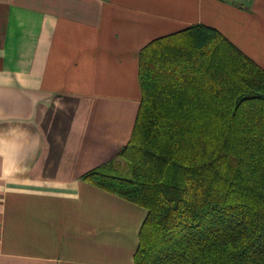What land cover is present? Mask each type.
Segmentation results:
<instances>
[{"label": "crops", "instance_id": "1", "mask_svg": "<svg viewBox=\"0 0 264 264\" xmlns=\"http://www.w3.org/2000/svg\"><path fill=\"white\" fill-rule=\"evenodd\" d=\"M198 24L264 70V0H0V264H134L147 210L83 176L130 141L140 50Z\"/></svg>", "mask_w": 264, "mask_h": 264}, {"label": "trees", "instance_id": "2", "mask_svg": "<svg viewBox=\"0 0 264 264\" xmlns=\"http://www.w3.org/2000/svg\"><path fill=\"white\" fill-rule=\"evenodd\" d=\"M138 58L130 141L83 176L147 210L134 264H264V70L203 24Z\"/></svg>", "mask_w": 264, "mask_h": 264}]
</instances>
